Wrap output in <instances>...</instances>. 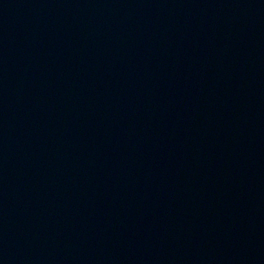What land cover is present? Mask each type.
<instances>
[{"label":"water","instance_id":"95a60500","mask_svg":"<svg viewBox=\"0 0 264 264\" xmlns=\"http://www.w3.org/2000/svg\"><path fill=\"white\" fill-rule=\"evenodd\" d=\"M0 264H264V0H0Z\"/></svg>","mask_w":264,"mask_h":264}]
</instances>
